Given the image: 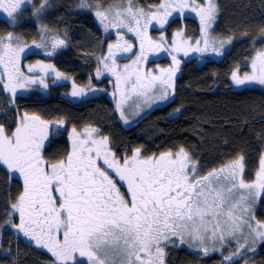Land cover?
I'll return each instance as SVG.
<instances>
[{
	"label": "snow or ice",
	"instance_id": "6c2138e0",
	"mask_svg": "<svg viewBox=\"0 0 264 264\" xmlns=\"http://www.w3.org/2000/svg\"><path fill=\"white\" fill-rule=\"evenodd\" d=\"M25 3L31 0H0V12L15 20ZM46 4L44 0L34 15ZM127 4L122 10L116 9L111 20L112 9L101 11L97 5L95 12L106 31L109 25L127 28L140 38V53L134 68L125 65L121 70L116 63L118 51H132L127 41L119 42L124 40L119 32L118 42L108 45V55L101 62L103 70L115 76V90L120 94L116 109L122 119L123 105L131 98L121 88L122 83L130 85L131 93L136 96H147L159 89L161 99L173 87L172 78L179 68L176 56H172L173 67L160 75L141 73L139 69L140 62L147 59L145 45L152 51L162 48L163 37L161 43L147 37L153 21L163 28L173 12L183 14L190 8L200 17L205 36L203 47L197 41V47L190 50L207 52L211 47L213 52L221 54L214 42L210 44L207 39V29L217 13L214 0H202L201 4L195 0H163L157 9L148 12L134 10L133 0H127ZM80 6L87 7L86 0H81ZM183 36L182 31L175 33L172 51H183L186 56L189 49L183 47L186 43ZM15 41L11 32L0 37L3 90L15 96L16 88H23L25 84L46 88L44 76L27 77L20 83L19 61L25 47ZM64 45V40H55L51 48L55 51ZM36 47H43L47 55H52L44 43ZM36 67L45 75L46 69L53 68L40 62ZM251 68V73L243 76L238 70L232 73L236 86L264 85V51L256 52ZM28 71L34 72L35 67ZM101 74L98 68L97 76ZM61 75L56 73L57 78ZM81 94L83 89L74 86L72 95ZM62 124V121L49 124L38 116L29 118L25 114L14 131L0 125V166L23 180L22 191L10 205V215L18 213L19 223L12 220L8 223L37 246L47 248L58 264H164V248L168 243H177V239L180 244L199 241L205 255L209 252L203 246L205 240L220 241L221 247L235 241L237 250L223 258V264H235L234 257L243 255L242 250L255 251L256 241L264 242V222L255 220L252 211L255 198L264 194V157L254 181L247 183L242 156L201 175L197 162L183 148L150 157H145L137 148L130 156H119L112 151L109 139L100 136L97 129L78 132L73 128L67 155L61 159L53 157L55 162H49L43 153L57 138L50 137V129ZM249 236L251 248L247 244ZM241 237L244 243L240 242Z\"/></svg>",
	"mask_w": 264,
	"mask_h": 264
},
{
	"label": "trees",
	"instance_id": "16d2710c",
	"mask_svg": "<svg viewBox=\"0 0 264 264\" xmlns=\"http://www.w3.org/2000/svg\"><path fill=\"white\" fill-rule=\"evenodd\" d=\"M89 1L105 6L123 0ZM159 1L133 0V4L144 8L157 5ZM77 4L76 0H51L42 14H47L48 18H43L40 23L47 21L51 30L59 29L62 36H67L63 39L66 41V49H62L52 59L55 69L87 89L95 85L102 88L104 96L92 93L93 96L89 94V98L78 100L79 104L70 105L63 97L68 95V86L64 84L49 86L46 92L42 91L35 96L17 97L8 93V106H2L0 99V125L14 131L25 114L29 118L38 116L49 124L62 121L65 131L69 133L73 128L78 132H84L88 128L97 129L100 136L109 139L112 151L119 156L129 155L137 148L141 149L145 157L177 152L183 148L197 162L201 172L217 169L242 156L243 175L257 174L264 156V94L250 88L233 91L228 87V76L231 68L248 65L254 52L264 48V0H217L218 15L211 33L213 38L210 37V40L215 42L214 37L232 40L229 51L222 56V66L195 70L192 63L180 62L179 69L175 71H180L182 75L176 81L175 102L161 105L163 107H158L127 127L122 124V118L111 105L114 95L112 87L107 86L104 79L97 82L93 76L98 52L101 50L103 56H107L108 45H115L118 41L115 39L116 43L102 46L95 22L88 16L78 14L75 11ZM50 10L52 11L49 12ZM187 13L199 17L190 8L185 9L183 14L174 12L171 26L180 28L186 35L187 30L193 34L189 42L184 39L186 43L183 45L189 49L188 54L193 55L197 51L190 49L197 46V41L202 42L198 36L201 31L193 19H185L183 26L180 25L179 17ZM4 26L0 21V34L6 31ZM122 29L125 30L118 29L119 33ZM15 31L29 40L37 38L39 34L32 20L25 21L22 26L19 24ZM194 40L195 43H191ZM124 41L128 42L126 38L119 42L123 44ZM162 51L168 56L162 48L157 53ZM182 53L184 54L183 51L176 52L177 57ZM166 66L167 64L161 68L165 69ZM2 74L3 69L0 67V75ZM171 113L178 115L171 117ZM51 132L50 129V137ZM66 138L67 134H64L62 139L55 140L47 147L43 153L46 160L55 162L53 157L61 159L67 155L71 143ZM22 184L23 180L18 174H11L0 166V241L7 236L8 231L15 230L8 223L9 220L19 223L18 213L10 215V205L22 191ZM32 243L36 245L33 240ZM19 253L25 257L22 264L39 263L37 255L32 251L21 250Z\"/></svg>",
	"mask_w": 264,
	"mask_h": 264
},
{
	"label": "rangeland",
	"instance_id": "374dc122",
	"mask_svg": "<svg viewBox=\"0 0 264 264\" xmlns=\"http://www.w3.org/2000/svg\"><path fill=\"white\" fill-rule=\"evenodd\" d=\"M50 1L51 0H47V3L50 2ZM76 1L78 2V4L75 7V11H77V13L80 14L81 16H88V17L92 18V20L95 22V24L97 26V29H98L99 40H100L102 46L106 45L107 43H116V41H118V37H117V32H119L118 29L117 28H113L111 25H109L108 30L106 31L104 25H102L100 23V20L95 15V12L97 10L96 6L100 5V4H98V2L92 3L91 1L86 0V3H87L88 6L82 8L80 6L81 5V0H76ZM161 3H163V0H160L157 5L146 6L144 8L143 7H139L137 5L135 6L133 4V9L134 10L143 9L145 12H148L149 10L157 9ZM195 3L196 4H201V0H195ZM214 3L216 4V7H217V0H214ZM42 4H44V0H31V3H25V5L22 6L21 12L16 14V19L15 20H13L12 18H10V20H8V21L4 20V25L5 26L3 27V29L6 30V31L3 34H0V37H6L8 33H10V32L13 33L14 37L16 38L15 42L19 43L20 45L25 47V54L21 55V58H20V61H19V70H20V73H22V75L19 76L20 83H24L25 82V78H27V77L39 78L40 76H44L45 83L47 84V87L56 86L58 84L67 85L68 89H67L66 94L68 93L71 96H73L72 92H73L74 86H75L76 89H83V94L76 96L78 100H80L82 98L83 99L89 98L88 96H90V95L93 96L92 93H94L96 91H99L100 89H97L94 86H90V88L87 89L85 86L75 84L74 81L71 78L65 76L64 74H62L60 78H57L56 73L58 71L55 69V67L53 65V62H52V59L62 49H66L65 48L66 41H65V45L64 46L57 47L55 49V51L52 50L51 45H52V43L55 40H63V39L65 40L67 36H65V35L62 36L61 35V30H55V31L51 30V27L48 25L47 21H46L47 24L46 23H40V21L43 18H45V20H46V17H47V14L42 15L43 12H44L43 11L44 9L38 15H34V13L36 12V9L39 8ZM100 6H101L100 7L101 11H108L109 9L113 10V12L111 14H109V20H111V19H113L114 11L116 9L119 8L120 10H122V9L126 8L128 6V4H127V0H123L121 2L111 3V4L105 5V6L100 5ZM51 11L52 10H50L49 12H51ZM187 14L185 16H187V17L191 16V13H187ZM172 15H174V12H173ZM217 15H218V9H217L215 20L211 24L212 26H210L207 29V36H209V37H207V39L209 40L210 44L212 43L211 40H210V37L213 38L211 33H212V29L214 27L215 21L217 20ZM29 20H32L34 22L35 26L37 27V29L39 31L38 37L35 38V39H32V40H29L25 36H23L20 33L15 31V29L19 26V24L22 26V24L24 25L25 21H29ZM45 20H44V22H45ZM49 20L51 21V18H49ZM171 21H173V16L168 17L169 27H167V28L165 26L166 24L164 25L163 28H161L160 25L156 21H153L150 26L155 29L153 34H152V37H151L152 41L154 43H161V37L164 38V40L162 42V49L164 51H166V53L169 54V56H168L169 61L171 63H173L172 56L173 55L176 56V55H175L174 51H172V43H171V41L173 42V39L175 38V33H177L178 31H181V29L180 28H176V27H172L171 24L173 22H171ZM106 23H107V21H106ZM123 31H125V30H123ZM123 31L120 32V33H122L123 38L125 39L126 38L125 37L126 36L125 32H127V31H125V32H123ZM186 33H187V35L184 34L183 40L185 39L187 42H189L191 37H193V34H191L188 30L186 31ZM42 36L44 37L43 41L41 40ZM198 36L201 37L202 41L205 38L204 33L202 32V28H201V34L199 33ZM115 39H116V41H115ZM214 41H215L214 42V46L216 48L220 49L219 52H222V54L227 53L229 51L231 45H232V40H230V39H223L222 40V39H216V37H214ZM228 41H231V43H228ZM192 42L195 43V40L191 41V43ZM40 43H44L46 45L47 51L52 52V55H47L46 51H45V48L36 47V44H40ZM221 44H223V47H221ZM199 46L203 47L204 46L203 42H201V45H199ZM258 51H264V48L256 50L254 52V54L251 56L250 60L248 61V65L245 64V66L235 67L232 70L231 74L229 75V79H230L232 85L235 87L234 89L237 88L236 90H238L240 88L247 87V88H250V89H255L257 91H260L262 94H264V85H260L258 83H252V84L245 85V86H236L234 84V82L232 81V73L234 71L238 70L239 71V75H241V76L251 73V71H252V68H251L252 58L255 56L256 52H258ZM106 52L108 54V49H107ZM197 53H199L203 59H207V58H210V56H209L210 53H215V52H213L211 50V47H210L207 52H197ZM159 55H161V56H158L159 58H163L164 57V52L162 51V53L159 54ZM97 56H98V58H96L97 66L95 68V70H96L95 74H97V69L98 68L101 69L102 74H106L107 71L103 70V64L101 63L103 61V59H104L103 52H101V50H100L98 52ZM176 59L179 61V64H180V62H181L180 58H178L176 56ZM130 60H132V59H130ZM37 62H40L41 65L50 64V65L53 66V68L46 69L47 75H45L44 71H41V69L39 67H36L37 66ZM116 63H117V65H118V67L120 69L125 67L124 66L125 65L124 57H122V52L121 51H119V56H116ZM162 66H165V64H163L161 62H157V63L152 64L148 69H149V72H151V73L156 72L155 73L156 75H160L159 72H157V70L159 71L160 69H162L161 68ZM170 66L173 67V65H171V64H170ZM30 67H35V71L34 72H29L28 69ZM53 69H55V71H53ZM58 73H60V72H58ZM108 77L110 78V81L113 83L114 89H115V80L109 74H108ZM96 78H98V77H96ZM4 82L5 83L8 82L6 76L4 77ZM46 88L42 87L39 84H34V85L25 84V87H23V88H20V87L16 88L15 96H17V97H28V96H35L37 94L40 95L42 93V91H43V93L46 92ZM87 91H89V93H87ZM1 93L5 94V93H10V92H7V91L3 90V86L0 87V99L2 100V104L1 105H4L5 101L3 100ZM10 94L12 95V93H10ZM164 100L165 99H161L160 98V90L157 89V105H160ZM7 102H9V101H7ZM7 106H8V104H7ZM148 108H149V106H144L142 108H139V107L135 108V106L133 104L127 105L123 109L125 116H124V119L121 120L122 124L125 127H127V126H129V124L135 123L136 121H138L139 119H141V118H143L145 116L146 111H147ZM125 120L127 122H125ZM200 174H201V170H200ZM243 174H244V172H243ZM201 175H203V174H201ZM255 177H256V175H254V174H252L251 176H244L245 182L251 183V182L254 181ZM258 197L255 198V203L252 205V211H253V209L255 207L254 205L257 203V200L259 199ZM255 220L258 221V219L256 217H255ZM7 234H8L9 237L12 236V232L11 231H8ZM245 234L247 235V229H245ZM207 241L208 240H206V242ZM240 242L241 243L245 242L243 237L240 238ZM190 243H191V241H190ZM192 243L200 245L199 241L192 242ZM256 243H257V241H256ZM247 244H248L249 248H251L253 246L252 237L251 236L248 237ZM255 246H256V244H255Z\"/></svg>",
	"mask_w": 264,
	"mask_h": 264
},
{
	"label": "flooded vegetation",
	"instance_id": "af4514ba",
	"mask_svg": "<svg viewBox=\"0 0 264 264\" xmlns=\"http://www.w3.org/2000/svg\"><path fill=\"white\" fill-rule=\"evenodd\" d=\"M179 18H181V21H180L181 26H183L182 22L185 19H193L196 23V26L199 28L200 31H201V28L203 27L201 24L200 17L197 18L196 16H188V17L183 16ZM165 26L166 28L169 27V23L166 24ZM124 29L125 31L128 32V33L125 32L126 38L128 40L127 43L132 45V51L131 52L121 51L122 57H124L125 65L131 66L134 68L135 67L134 62L137 60V57L140 53V38L137 37L134 32H129L127 28H124ZM154 30L155 29L151 26H149L147 29V37L150 38L151 41H152L151 37H152ZM145 48H146L145 55L147 59L140 62L139 69L141 73H149L152 75H156L155 74L156 72L154 73L149 72L148 68L152 64L157 63V62L167 64V66L164 67L165 69L162 68L159 71L157 70L159 74H161L162 72H167L169 68H172L170 64L173 65V63L169 61V58H168L169 54L168 56L164 55L163 58H159L158 56H161L159 54H161L162 52L157 53V50L152 51L147 48V45H145ZM174 53L176 55L175 51ZM116 56H119V51L116 53ZM209 56L210 58L203 59L199 53L195 52V54L193 55L188 54L186 56L182 53V55L178 57L180 58L182 63H187V64L192 63V67L195 70H201V68L209 67V66H216V67L222 66L223 64L222 56L224 57L222 52L219 55H217L216 53H210ZM122 69L124 68H121V70ZM180 69L182 70V68ZM233 69L234 68L230 69L229 75L231 74ZM130 71H131V68H130ZM108 74L111 75L113 79L115 80V76H113L110 72H106V74H101L99 77L97 76V74H94L93 76H95V78L94 77L93 78L97 82L101 81V79H104L106 80L105 84L107 83V86L109 85L110 87H112L111 89L113 90L114 95L112 99L113 104L111 105L113 107V110L116 113H118L120 116V112L116 109V104H117V101L120 99V94L117 93L116 90L114 89V85L110 81ZM181 76L182 75L180 71H178L177 73L176 72L174 73V76L172 78L173 87L168 89V95L160 105H157V90L150 91L147 96H136L134 93H131L130 85L126 86L122 83L121 84L122 89L128 92L131 96V98L128 99L127 102L123 105V109L127 105H130V104H133L135 108L137 107L142 108L144 106H149L145 114L146 116L147 114L154 112L158 107H163L161 105H164L165 103H174L176 100V96H177L176 81H178L179 78H181ZM133 78L135 77L133 76ZM89 80L90 82H92L91 79ZM228 85H229L228 87L232 89L233 91H238L240 89H247V87L240 88L238 90H236L237 88L234 89L235 87L232 85L229 79V76H228ZM94 87L97 89H100L99 91L94 92V93H97L95 95H98L99 93H101L104 96L105 92L102 90V88H99L96 85ZM63 97L66 100V102H68L70 105L79 104L78 100L75 99L74 96H71L68 94V95H63ZM177 115L178 113L170 114L171 117H177ZM51 131H52L51 136L55 135L57 137L56 140L62 139L63 135L67 134L66 139H68V142H69L70 133L68 131H65V125L62 124L58 126L57 128L51 129ZM134 151L135 150H132L128 156H130ZM121 156H124V155H121ZM220 168L221 167L217 169H220ZM212 170L201 172V174L206 175L208 172ZM258 198L259 199L257 200V203L254 205L255 207L253 209V213L255 217L258 219V221L264 222V206H263L264 194H261ZM11 232H12L11 237H9L7 234V236H5L4 239L0 241V264H22V260L25 257H23V255H20L19 251L21 250L22 251H32L34 254H36L37 255L36 257L39 261L38 264H58V262L56 261V258L52 256L51 252H49L47 249H42L39 246L35 245L34 243H32V240H30L28 237H25L23 233L18 232L16 229L12 230ZM173 239H177V238H173ZM187 242L184 244H180L177 239V243L175 244L168 243L167 247L164 248V253H165L164 264H223L224 256H228L237 250L236 243L234 241L227 242L224 244L223 247H221L220 241L213 242V241L208 240L206 242L205 240L203 246L209 248L208 254L205 255L203 251L201 250L200 245L193 244L192 241L190 243V240ZM190 244L191 246H189ZM214 247L217 248L218 250L212 251L211 249ZM242 251H243V255L234 257L235 264H264V242L257 240L255 251H248L247 249L242 250Z\"/></svg>",
	"mask_w": 264,
	"mask_h": 264
},
{
	"label": "crops",
	"instance_id": "0c3cea01",
	"mask_svg": "<svg viewBox=\"0 0 264 264\" xmlns=\"http://www.w3.org/2000/svg\"><path fill=\"white\" fill-rule=\"evenodd\" d=\"M0 18H1L2 20H6V21L10 20V18L7 16L6 13H1V14H0Z\"/></svg>",
	"mask_w": 264,
	"mask_h": 264
},
{
	"label": "bare ground",
	"instance_id": "6f19581e",
	"mask_svg": "<svg viewBox=\"0 0 264 264\" xmlns=\"http://www.w3.org/2000/svg\"><path fill=\"white\" fill-rule=\"evenodd\" d=\"M105 1V0H104ZM225 14V13H224ZM57 16V15H56ZM55 19V18H54ZM88 19V18H87ZM50 21V20H49ZM56 21V20H55ZM224 21V20H223ZM59 30V29H58ZM261 42V41H260ZM258 47V46H257ZM244 49V48H243ZM258 49V48H257ZM73 50V49H72ZM226 72V71H225ZM94 105V104H93ZM177 107V106H176ZM34 108V107H33ZM92 108V107H90ZM39 109V108H38ZM174 109V108H173ZM54 116V115H53ZM56 117V116H55ZM5 248V247H4ZM44 261V260H43Z\"/></svg>",
	"mask_w": 264,
	"mask_h": 264
}]
</instances>
